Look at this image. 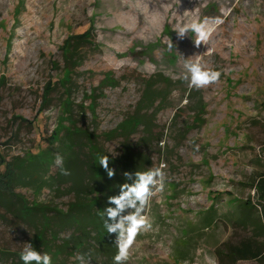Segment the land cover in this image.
Listing matches in <instances>:
<instances>
[{"label": "rangeland", "instance_id": "obj_1", "mask_svg": "<svg viewBox=\"0 0 264 264\" xmlns=\"http://www.w3.org/2000/svg\"><path fill=\"white\" fill-rule=\"evenodd\" d=\"M193 13L223 21L199 49L192 32L180 40L173 31ZM89 29L68 74L64 44ZM195 54L222 73L219 83L199 91L187 87L183 63ZM158 74L181 85L155 118L153 131L164 145L150 144L147 155L152 168L167 165L164 190L150 201L152 230L138 235L128 264H206L205 256L228 263L218 251L249 236L233 222L234 212L248 213L239 208L248 200L257 204L254 178L264 172V0H0V161L17 177L6 192L66 211L73 195L52 188L55 157L64 156V148L62 139L52 143L50 137L62 138L63 127L75 125L119 157L122 140L103 135L134 112L139 76ZM49 83L55 87L46 94ZM185 97L189 103L182 106ZM199 97L203 110L196 108ZM35 157L49 163L29 176ZM25 172L33 177L28 187L20 179ZM32 227L0 202V264L12 263L6 253L20 254L30 243ZM65 256L67 264H80Z\"/></svg>", "mask_w": 264, "mask_h": 264}, {"label": "trees", "instance_id": "obj_2", "mask_svg": "<svg viewBox=\"0 0 264 264\" xmlns=\"http://www.w3.org/2000/svg\"><path fill=\"white\" fill-rule=\"evenodd\" d=\"M89 36L90 29L72 36L64 44V71L68 74L76 67L80 58V48L83 47V43H88ZM139 78L142 93L134 112L112 132L103 135L106 141L122 140V153L119 157H111L98 144L97 137L93 133L78 129L75 125H72V128L63 127L62 138L61 133L55 135L58 136L57 138L50 137L52 143L62 139L64 168L71 173L68 176L62 175L61 169L58 168L52 183L53 190L59 191L65 188L73 195V200L66 211L48 203H28L22 195L11 191L8 194L6 189L10 190L17 177L9 163L0 161V202L16 218L33 226L34 236L30 243L35 250L51 255L52 264H67L65 254L70 257L79 254L102 264H113V257L117 252L114 245L116 236L108 234L99 213L103 212L106 206H110L107 204V199L109 196L119 194L120 185L131 182L125 179L123 175L125 172L134 174L152 168L153 164L147 155L148 148L152 143L162 142L160 133L153 131L156 115L158 111L167 107L171 92L181 85L161 74L148 78L139 76ZM54 87L55 84L49 83L46 94ZM189 96L191 101L194 100L192 91L189 92ZM196 108L204 109L201 97L196 103ZM63 115L71 118L68 110L63 111ZM139 132L142 136L134 143L132 137ZM104 155L109 157V167L115 170L116 175L112 179L108 178L105 170L99 165L98 156ZM48 163L45 158L35 157L27 168L28 175H31L30 170L35 167L44 169ZM3 169L5 171L2 173ZM26 174L25 172L20 177L22 181H28L22 184L23 187H28L29 181L33 180V177L28 179ZM253 188L256 192L257 204H252L248 200L243 205H239L240 209H248V213L242 215L235 211L236 219L233 221L243 229L246 228L249 236L239 239L236 243L226 244L225 253L218 251V254L228 262L222 263L219 260V264H237L240 261L264 264V172L254 178ZM213 221L212 217H208L205 224L211 225ZM70 230L71 234L61 239L60 235ZM60 239L62 243L58 244L57 241ZM6 256L11 260L10 264H22L20 254L6 253Z\"/></svg>", "mask_w": 264, "mask_h": 264}, {"label": "clouds", "instance_id": "obj_3", "mask_svg": "<svg viewBox=\"0 0 264 264\" xmlns=\"http://www.w3.org/2000/svg\"><path fill=\"white\" fill-rule=\"evenodd\" d=\"M222 20L216 18L211 20L205 18L200 20L195 13L185 22H177L173 31L177 34L178 39L183 40L189 32L194 34V46L199 49L201 45L208 46L213 33ZM172 43H169V48ZM207 52H211L208 48ZM184 73L183 80L189 89L197 91L206 89L211 85L220 82L222 73L218 70L206 68L201 62V55L195 54L183 63ZM175 95V93H173ZM189 103L187 97L182 101V106ZM164 141L161 142L163 147ZM99 165L105 170L109 179L115 177V170L109 167V157L98 156ZM55 166L61 169V174L68 176L70 171L64 168L63 156L57 154L55 157ZM166 164L161 163L159 167L149 169L146 172H125L123 175L130 183H124L119 186V194L109 196L103 212L99 213L104 223V228L109 235L114 234L116 239L114 245L117 252L113 257V264H128L138 235L147 233L152 230V222L148 215L147 209L150 207V201L157 193L164 190ZM254 192V190H253ZM76 259L80 264H85L83 255H77ZM206 264H216L215 259L205 256ZM22 264H52V257L48 253H41L33 248L31 243H26L20 253ZM90 264V261L88 262Z\"/></svg>", "mask_w": 264, "mask_h": 264}, {"label": "crops", "instance_id": "obj_4", "mask_svg": "<svg viewBox=\"0 0 264 264\" xmlns=\"http://www.w3.org/2000/svg\"><path fill=\"white\" fill-rule=\"evenodd\" d=\"M247 262H254V261H247ZM256 263V262H255Z\"/></svg>", "mask_w": 264, "mask_h": 264}]
</instances>
